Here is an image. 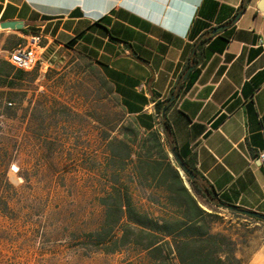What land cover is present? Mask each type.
Masks as SVG:
<instances>
[{"label": "crops", "instance_id": "0c3cea01", "mask_svg": "<svg viewBox=\"0 0 264 264\" xmlns=\"http://www.w3.org/2000/svg\"><path fill=\"white\" fill-rule=\"evenodd\" d=\"M242 1L0 0V35L40 38L38 89L64 55L93 62L141 135L164 103L180 159L224 204L264 215V0Z\"/></svg>", "mask_w": 264, "mask_h": 264}, {"label": "rangeland", "instance_id": "374dc122", "mask_svg": "<svg viewBox=\"0 0 264 264\" xmlns=\"http://www.w3.org/2000/svg\"><path fill=\"white\" fill-rule=\"evenodd\" d=\"M15 39L0 35V48L13 47ZM97 71L93 62L68 54L47 65L42 88L28 79L21 97L0 92V113L15 114L0 116V196L8 204L0 212V264H148L130 249L93 252L86 236L101 221L98 134L109 121L124 119ZM218 214L246 236L245 264H264V224Z\"/></svg>", "mask_w": 264, "mask_h": 264}, {"label": "trees", "instance_id": "16d2710c", "mask_svg": "<svg viewBox=\"0 0 264 264\" xmlns=\"http://www.w3.org/2000/svg\"><path fill=\"white\" fill-rule=\"evenodd\" d=\"M248 1H242L239 12ZM21 43L15 39L11 49ZM29 74L0 58L1 94L21 97L19 90L30 79ZM96 76L111 92L100 70ZM163 105H156L160 130L141 135L131 122L115 118L106 123L108 130L99 131L104 152L94 174L99 183L95 203L101 221L86 235L91 250L115 254L130 249L143 255L148 264H245L240 248L246 236L239 225L225 224L218 211L226 210L239 222H264L241 214L239 207L228 210L229 205L217 197L193 159L181 160L185 172L169 158L177 146L169 122L160 115ZM7 207V200L0 196V212Z\"/></svg>", "mask_w": 264, "mask_h": 264}, {"label": "built area", "instance_id": "2783aa9c", "mask_svg": "<svg viewBox=\"0 0 264 264\" xmlns=\"http://www.w3.org/2000/svg\"><path fill=\"white\" fill-rule=\"evenodd\" d=\"M39 44V37L30 38L24 45L8 54V61L15 67L26 71L34 69L42 62ZM262 157H264V153Z\"/></svg>", "mask_w": 264, "mask_h": 264}, {"label": "water", "instance_id": "95a60500", "mask_svg": "<svg viewBox=\"0 0 264 264\" xmlns=\"http://www.w3.org/2000/svg\"><path fill=\"white\" fill-rule=\"evenodd\" d=\"M264 5V3H263ZM1 28L2 29H9V30H19L22 28V25L18 24V23H15V22H7V23H4L1 25ZM164 112H165V107L163 108L162 112H161V117L164 116ZM172 156L173 158L175 159V162L176 164L181 167L183 169V171L185 172H188V170H186L183 162L181 161L178 153L173 150L172 152ZM192 178V176H190ZM228 210H231L232 209V206H227L226 207ZM241 214L245 215V216H248V217H252L254 219H258L260 221H263L264 222V215H261V214H258L256 212H252V211H248V210H240Z\"/></svg>", "mask_w": 264, "mask_h": 264}]
</instances>
